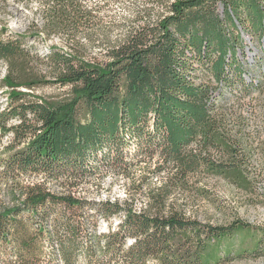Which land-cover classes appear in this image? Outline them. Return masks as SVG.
<instances>
[{
  "label": "trees",
  "instance_id": "1",
  "mask_svg": "<svg viewBox=\"0 0 264 264\" xmlns=\"http://www.w3.org/2000/svg\"><path fill=\"white\" fill-rule=\"evenodd\" d=\"M36 1L39 18L32 17L14 40L0 39V60L7 62L1 82L10 89L0 134H11L0 159L8 199L0 204V264H76L79 257L84 264H217L257 252L243 223L200 222L165 208L159 200L164 192L154 207L137 208L127 200L83 195L79 183L104 169L124 174V132L136 140L137 156L156 157L179 179L200 171L241 179L249 165L245 119L225 106L254 93L264 105V67L257 68L258 78L248 71L246 77L237 57L245 31L264 44V0H174L155 23L129 28L99 59L81 43V36L94 43L88 32L99 24L96 4ZM39 33L61 38L67 47H50L42 56L51 64L52 81L18 69L28 60L21 50L25 34ZM197 68L208 78L196 82ZM51 82L69 85L68 99L32 101L17 89ZM54 182L59 190L49 186Z\"/></svg>",
  "mask_w": 264,
  "mask_h": 264
},
{
  "label": "rangeland",
  "instance_id": "2",
  "mask_svg": "<svg viewBox=\"0 0 264 264\" xmlns=\"http://www.w3.org/2000/svg\"><path fill=\"white\" fill-rule=\"evenodd\" d=\"M91 5H97V17L99 24L93 26L88 32L94 40L88 45L81 36V43L87 53L100 58L113 42L123 37L126 31L144 23L153 24L158 18L167 12V5L174 0H88ZM5 5L9 11L2 10L3 1L0 0V29L6 25V30H0L2 41H11L20 35L32 17L39 18V4L31 0L27 4L16 0H7ZM217 11L222 14V4H217ZM21 42V50L28 55V60L20 63L18 69L23 75H34L38 79L53 80L51 64L42 59L48 53L50 47L65 51L67 47L62 39L57 36L46 37L39 33L38 37H29L25 34ZM242 49L238 50V60L243 69L250 72L254 78L259 77L257 68L264 67V44L257 40L250 31L243 32ZM253 37V38H252ZM39 56V57H37ZM256 60L261 62L256 63ZM7 62L0 60V110L6 107V97L9 88L2 84V77L6 73ZM198 70L200 68H197ZM201 70L195 74L196 82L207 79L208 75ZM249 77L248 73L245 74ZM28 94V100H42L48 104L68 99L70 94L69 85L60 83H48L36 86L31 90L18 87ZM263 97L251 94L233 104L231 101L225 106L226 112L240 114L245 119L242 136L245 135L247 149L245 154L248 158V168L240 170L241 179L233 175L222 177L210 175L205 172H196L184 180L178 178L179 173L161 164L156 157L152 159L137 156L138 145L129 133H122L119 150L124 153L128 162L123 169L124 174L118 169L100 170L94 177L79 183V190L83 195L90 198H110L120 202L127 200L135 207L155 206L156 196L164 192L161 204L165 208L172 207L185 215L196 218L200 222H209L214 225H228L238 221L246 225L243 234L252 237L258 242V251L244 253L241 256L226 258L217 264H264V105ZM81 111V118H83ZM84 119V118H83ZM9 123L17 121L11 119ZM232 128H234L232 126ZM11 140V134H0V159L6 157L5 146ZM243 153V152H242ZM214 159L219 154L211 152ZM96 161L90 160L89 165H96ZM98 164V163H97ZM29 181L24 180L23 183ZM59 183H50L54 190L60 189ZM3 185H0V204L8 202L7 196L3 195ZM100 231H106V222L100 220ZM116 221H112V226ZM50 248H45L43 258L48 259ZM52 264V262H50ZM61 264V263H59ZM76 264H84V259L79 257Z\"/></svg>",
  "mask_w": 264,
  "mask_h": 264
}]
</instances>
